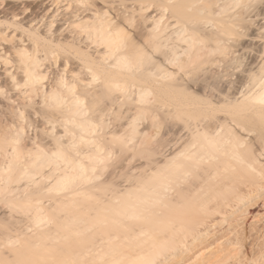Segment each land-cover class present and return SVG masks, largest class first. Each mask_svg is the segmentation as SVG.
I'll return each instance as SVG.
<instances>
[{
  "label": "bare ground",
  "instance_id": "1",
  "mask_svg": "<svg viewBox=\"0 0 264 264\" xmlns=\"http://www.w3.org/2000/svg\"><path fill=\"white\" fill-rule=\"evenodd\" d=\"M11 1L0 264H264V0Z\"/></svg>",
  "mask_w": 264,
  "mask_h": 264
},
{
  "label": "rangeland",
  "instance_id": "2",
  "mask_svg": "<svg viewBox=\"0 0 264 264\" xmlns=\"http://www.w3.org/2000/svg\"><path fill=\"white\" fill-rule=\"evenodd\" d=\"M15 1H16V0H14V1L12 0L11 3H12V2L14 3Z\"/></svg>",
  "mask_w": 264,
  "mask_h": 264
}]
</instances>
